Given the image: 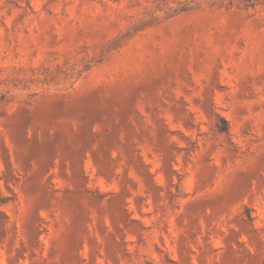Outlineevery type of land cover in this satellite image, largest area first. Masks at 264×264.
Listing matches in <instances>:
<instances>
[{
	"label": "rangeland",
	"instance_id": "obj_1",
	"mask_svg": "<svg viewBox=\"0 0 264 264\" xmlns=\"http://www.w3.org/2000/svg\"><path fill=\"white\" fill-rule=\"evenodd\" d=\"M0 264H264V0H0Z\"/></svg>",
	"mask_w": 264,
	"mask_h": 264
},
{
	"label": "bare ground",
	"instance_id": "obj_2",
	"mask_svg": "<svg viewBox=\"0 0 264 264\" xmlns=\"http://www.w3.org/2000/svg\"><path fill=\"white\" fill-rule=\"evenodd\" d=\"M114 98L115 100H120V95L118 93H114ZM54 106L57 107L56 104L52 103V102H43V104L41 105H37L35 107H33V110L35 113H47L51 110L54 109ZM84 107H92V108H96V99L94 95H88L85 97H77L75 99H73L69 105H68V111L70 112H75L78 111L81 108ZM31 108V107H30ZM29 110H32L29 109ZM27 114V111L25 108H19L11 117L8 118V120H10L11 122L16 121L17 119L25 116ZM41 116V115H38Z\"/></svg>",
	"mask_w": 264,
	"mask_h": 264
}]
</instances>
